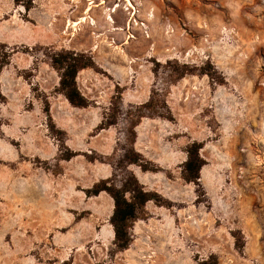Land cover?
<instances>
[{
	"label": "rangeland",
	"instance_id": "1",
	"mask_svg": "<svg viewBox=\"0 0 264 264\" xmlns=\"http://www.w3.org/2000/svg\"><path fill=\"white\" fill-rule=\"evenodd\" d=\"M103 1L0 0V264H264V0ZM60 50L94 61L87 107L58 91ZM152 92L170 117L133 136ZM130 175L157 198L119 251L111 198L85 191Z\"/></svg>",
	"mask_w": 264,
	"mask_h": 264
},
{
	"label": "trees",
	"instance_id": "2",
	"mask_svg": "<svg viewBox=\"0 0 264 264\" xmlns=\"http://www.w3.org/2000/svg\"><path fill=\"white\" fill-rule=\"evenodd\" d=\"M50 65L58 75V91L69 105L75 108L87 107L88 101L78 90L76 76L79 71L94 66L92 57L75 51L60 50L53 52L50 56ZM1 67L0 63V70ZM137 108L138 111L134 115L136 121H132L131 134L133 136V128L142 117H164L163 110L166 112L167 117H170V111L165 100L156 92H152L149 99ZM199 149L200 146L197 143H192L187 148L186 160L182 163L181 168L183 181L197 186L199 185V173L203 166ZM125 158L129 164L137 165L142 171L153 170V167L149 165L150 163L141 158L133 149L128 150ZM101 192L106 193L113 204L109 223L113 230L114 245L119 251L125 250L131 241L128 233L129 224L134 221L137 210L142 208L148 201H156L157 195L154 192L146 191L134 175L127 176L118 186L109 183L108 180H102L85 191L87 196H97Z\"/></svg>",
	"mask_w": 264,
	"mask_h": 264
},
{
	"label": "bare ground",
	"instance_id": "3",
	"mask_svg": "<svg viewBox=\"0 0 264 264\" xmlns=\"http://www.w3.org/2000/svg\"><path fill=\"white\" fill-rule=\"evenodd\" d=\"M90 1H93V0H90ZM95 1V0H94ZM108 0H105V1H103L102 3L103 4H105L106 2H107ZM128 2H129V4L132 6L133 4H132V2H131V0H128ZM94 2H92V4H93ZM91 9V8H90ZM153 264H159L158 262H153Z\"/></svg>",
	"mask_w": 264,
	"mask_h": 264
}]
</instances>
